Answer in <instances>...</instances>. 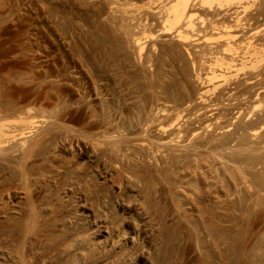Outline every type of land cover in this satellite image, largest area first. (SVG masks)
<instances>
[{
  "label": "rangeland",
  "instance_id": "obj_1",
  "mask_svg": "<svg viewBox=\"0 0 264 264\" xmlns=\"http://www.w3.org/2000/svg\"><path fill=\"white\" fill-rule=\"evenodd\" d=\"M0 14V225H24L25 191H43L59 227L33 259L86 232L89 256L52 264H264V0H0Z\"/></svg>",
  "mask_w": 264,
  "mask_h": 264
},
{
  "label": "bare ground",
  "instance_id": "obj_2",
  "mask_svg": "<svg viewBox=\"0 0 264 264\" xmlns=\"http://www.w3.org/2000/svg\"><path fill=\"white\" fill-rule=\"evenodd\" d=\"M9 27H8V25L7 26H5L4 25V21H2V17H1V14H0V57H3V56H6V54H8V53H11V50H6L4 47H3V45L2 44H4V41H3V39H2V37L4 36V34H6L7 33V29H8ZM0 66H2V65H0ZM7 66V65H6ZM10 67L12 66V64L11 65H9ZM15 66V65H14ZM13 66V67H14ZM4 65L2 66V67H0V71L1 70H4ZM6 68V67H5ZM7 69V68H6ZM5 69V70H6ZM5 73V72H4ZM3 73V74H4ZM1 74V76H2V72L0 73ZM4 76V75H3ZM6 76H8V75H6L5 74V77ZM14 76V75H13ZM2 78V77H1ZM3 79H4V77H3ZM0 108H2V107H0ZM0 110H4L3 108L2 109H0ZM3 125V124H2ZM1 125V123H0V126H2ZM1 129H2V127H1ZM0 129V130H1ZM3 132V131H2ZM43 132V131H42ZM46 132V131H45ZM21 134H23L22 132H20ZM1 134V133H0ZM39 134H41V132L39 133ZM43 134V133H42ZM41 134V136H43V137H45V135H42ZM2 135V134H1ZM6 135H4V136H2V137H5ZM12 136H13V133H12ZM40 136V135H39ZM15 137V136H14ZM19 137V136H18ZM42 137V138H43ZM9 139V138H8ZM40 140V139H39ZM39 140H36V142L37 141H39ZM6 141H7V139H6ZM33 141H35L34 139H33ZM32 141V142H33ZM3 142V141H2ZM19 142V141H18ZM24 143H26L25 141H23ZM22 142V143H23ZM3 143H5V142H3ZM2 143V144H3ZM23 143V144H24ZM30 143V142H29ZM1 144V143H0ZM38 144V143H37ZM25 145V144H24ZM24 145H22V146H24ZM28 145V144H27ZM32 145V144H31ZM34 145V144H33ZM36 145V144H35ZM13 146V145H12ZM21 146V145H20ZM30 146V145H29ZM14 147V146H13ZM25 147H28V146H25ZM35 147V146H34ZM30 148V147H29ZM29 148H27V149H29ZM31 148H33V147H31ZM18 149H20V148H18ZM14 150V149H13ZM33 150V149H32ZM24 151L26 152V150L24 149ZM24 151H23V153H24ZM29 151H30V149H29ZM17 152V151H16ZM27 153V152H26ZM25 154V153H24ZM26 156V159H27V155H25ZM26 163H27V161H26ZM28 164V163H27ZM26 168V167H25ZM7 170V169H6ZM13 171V170H12ZM24 173V176H26V169L24 170H22ZM10 172V171H9ZM16 172V171H15ZM11 173V172H10ZM22 173V172H21ZM45 173V172H44ZM11 174H13V173H11ZM20 174V173H19ZM42 175H44V174H42ZM9 188V187H8ZM32 188V187H31ZM13 189H15V188H13ZM13 191V190H12ZM11 191V192H12ZM7 192V191H6ZM15 192V191H14ZM43 191H25V193H27V202L29 203L28 205L30 206V209H31V212H30V209H29V212L30 213H28V209H27V207H26V209L27 210H25L24 209V211L23 210H18V212H15V213H18V215H19V218L18 219H20L19 221H26V223L24 224V225H22V224H20V223H18V225H12V226H14V227H12V228H9V226H11V225H8V227H6L5 225L2 227V225H0V248H2V247H4V249L2 248V250L0 251V264H52V262L54 261V260H57V258H59V256H64L65 258H67V260L70 258V256L71 255H76V256H74V257H77L78 255H81L82 257L84 256V255H88V253H91L93 250L91 249L92 247V245L90 244V243H86L87 242V240H85V239H83L84 237H86V232L83 234L84 235V237L83 236H81L82 235V233L81 234H79L78 232L76 233V232H72V233H70V235L69 236H71L70 238H67V236L66 237H62V238H60V240L59 241H56V242H54V240H53V243L50 245V243H49V245H47L46 244V247H47V249H45V250H42L43 251V253H42V251H41V254L43 255V261H40L39 259H42L41 257L38 259L37 258V260H35V257H34V259L32 258V255H31V252H30V249H32V247L31 246H33V243H35V242H40V241H42V237H46V236H48V239H51L50 238V236H56V235H58V234H56V232L57 231H59V230H57L56 231V229H58V228H51V227H49V229H47L46 228V226H45V222L49 219V218H45V217H43V215H42V213L40 214V212L38 211V209H42L43 207H39V206H37L36 205V202H37V204L39 203V205L41 204L40 202L42 201V199H44L45 201H46V199H47V197H45V198H43L44 196H43V193H42ZM9 193H10V191H9ZM16 193V192H15ZM24 194V193H23ZM19 196V195H18ZM9 197V196H8ZM23 197V196H22ZM19 199V198H18ZM25 199H26V196H25ZM49 201V200H48ZM3 203V202H2ZM1 203V204H2ZM25 203V202H24ZM23 204V203H22ZM26 204V203H25ZM47 205H48V202L46 203ZM46 204H44V205H46ZM4 205H6V203L4 204ZM27 205V204H26ZM43 205V206H44ZM7 206V205H6ZM20 206V205H19ZM25 206V205H24ZM28 206V207H29ZM2 207V206H1ZM21 207H23V206H21ZM48 207H49V205L47 206V209H48ZM57 207L58 206H56V204L55 203H53V202H51V204H50V212H49V210H47V212H49L48 214H50V218L51 219H53L55 222L58 220H61L65 215H61V213L60 214H58L57 213ZM6 208V207H5ZM12 208V207H11ZM44 208H45V206H44ZM10 209V208H9ZM15 209H16V207H15ZM10 211V210H9ZM44 211V210H43ZM46 211V210H45ZM6 212V211H5ZM47 212H44V216H46L47 217V215L45 214V213H47ZM17 215V216H18ZM63 216V217H62ZM218 216H219V214H218ZM16 217V216H15ZM14 219V218H13ZM64 219H65V217H64ZM62 221V220H61ZM13 222V221H12ZM8 223V222H7ZM50 224V223H49ZM48 225V224H47ZM74 225V224H73ZM48 227V226H47ZM93 229H95V228H93ZM64 230V229H63ZM62 230V231H63ZM65 231V230H64ZM88 231V230H87ZM83 232V231H82ZM57 233H59V232H57ZM61 233V232H60ZM11 234L13 235H16V237H13V236H11ZM67 233H65V235H66ZM89 234V233H88ZM62 235H64V232H63V234ZM68 235V234H67ZM42 236V237H41ZM7 237L10 239V241H8V242H11V246H8V247H6L5 246V244L3 245L2 244V242H1V240L2 239H7ZM61 237V236H60ZM83 237V238H82ZM2 238V239H1ZM9 239H7V240H9ZM58 239H59V237H58ZM88 239V238H87ZM4 240V241H5ZM44 240H47V237H46V239H44ZM47 242H49V241H47ZM46 242V243H47ZM85 242V243H84ZM113 242V241H112ZM83 243L84 244H86L85 246H83ZM36 244V243H35ZM38 245V244H37ZM40 245V244H39ZM38 245V246H39ZM41 245H43V243L41 244ZM48 246H50L49 247V249H48ZM36 247V246H35ZM41 247V246H40ZM39 248V247H38ZM43 248V247H42ZM35 249V248H34ZM36 249H37V247H36ZM122 249V248H121ZM33 250V249H32ZM105 250V249H104ZM90 251V252H89ZM97 251V250H96ZM123 251V250H122ZM122 251H118L117 252V254L119 253H122ZM39 253V252H38ZM97 253V252H96ZM113 253V252H112ZM93 254V253H92ZM34 256V255H33ZM39 256H40V253H39ZM89 256V255H88ZM91 256V255H90ZM80 257V256H79ZM78 257V258H79ZM121 257V256H120ZM81 258V257H80ZM96 258V257H95ZM119 258V257H118ZM117 258V259H118ZM63 259V258H62ZM77 259V258H76ZM76 259H75V261H76ZM87 259V258H86ZM89 259H90V257H89ZM92 259H94V258H92ZM91 259V260H92ZM64 260V259H63ZM78 260V259H77ZM69 261H71L70 259H69ZM79 261V260H78ZM93 261V260H92ZM95 261H97V260H95ZM99 261V260H98ZM88 262V261H87ZM94 262V261H93ZM70 262H68V264H69ZM72 263H75V262H72ZM92 262L90 261V263L89 264H91ZM96 263H98V262H96ZM101 263V262H100ZM65 264H67V263H65ZM79 264V263H78Z\"/></svg>",
  "mask_w": 264,
  "mask_h": 264
}]
</instances>
